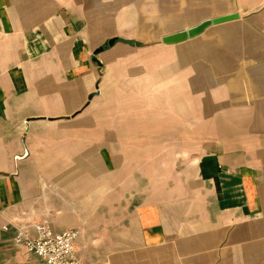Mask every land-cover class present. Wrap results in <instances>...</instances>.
Listing matches in <instances>:
<instances>
[{"label":"crops","instance_id":"1","mask_svg":"<svg viewBox=\"0 0 264 264\" xmlns=\"http://www.w3.org/2000/svg\"><path fill=\"white\" fill-rule=\"evenodd\" d=\"M39 222L84 264H264V0H0V264Z\"/></svg>","mask_w":264,"mask_h":264},{"label":"built area","instance_id":"2","mask_svg":"<svg viewBox=\"0 0 264 264\" xmlns=\"http://www.w3.org/2000/svg\"><path fill=\"white\" fill-rule=\"evenodd\" d=\"M33 228V236L25 227L16 228L14 242L42 258L44 264H84L78 259L75 249L78 230L54 232L44 222L35 223ZM2 229L7 230V226Z\"/></svg>","mask_w":264,"mask_h":264},{"label":"water","instance_id":"3","mask_svg":"<svg viewBox=\"0 0 264 264\" xmlns=\"http://www.w3.org/2000/svg\"><path fill=\"white\" fill-rule=\"evenodd\" d=\"M238 18H239V15L237 13H233V14H228L225 16L217 17V18L207 19V20L200 22L196 26L164 36L162 38V42L163 44H166V45L181 43L183 41L199 36L210 26L221 24L227 21L238 19ZM112 44H113V40H110L108 42V45H112ZM102 49L103 47L97 49L94 52V54L96 55Z\"/></svg>","mask_w":264,"mask_h":264},{"label":"trees","instance_id":"4","mask_svg":"<svg viewBox=\"0 0 264 264\" xmlns=\"http://www.w3.org/2000/svg\"><path fill=\"white\" fill-rule=\"evenodd\" d=\"M106 47V46H103V48Z\"/></svg>","mask_w":264,"mask_h":264},{"label":"rangeland","instance_id":"5","mask_svg":"<svg viewBox=\"0 0 264 264\" xmlns=\"http://www.w3.org/2000/svg\"><path fill=\"white\" fill-rule=\"evenodd\" d=\"M143 45V44H142ZM104 48H106V47H104Z\"/></svg>","mask_w":264,"mask_h":264}]
</instances>
